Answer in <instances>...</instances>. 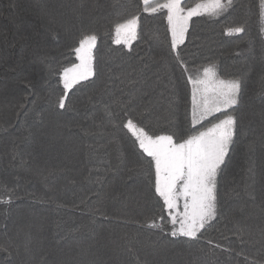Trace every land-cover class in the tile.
Instances as JSON below:
<instances>
[{
  "label": "trees",
  "instance_id": "1",
  "mask_svg": "<svg viewBox=\"0 0 264 264\" xmlns=\"http://www.w3.org/2000/svg\"><path fill=\"white\" fill-rule=\"evenodd\" d=\"M132 16L128 43L116 25ZM165 17L142 0H0V264H264L260 0L193 16L178 47L188 72ZM235 26L245 31L226 34ZM93 34V75L65 94L62 72ZM210 64L242 84L218 214L190 240L170 235L154 165L123 125L132 118L177 142L209 126L211 117L193 129L188 75ZM159 215L163 231L148 227Z\"/></svg>",
  "mask_w": 264,
  "mask_h": 264
},
{
  "label": "snow or ice",
  "instance_id": "2",
  "mask_svg": "<svg viewBox=\"0 0 264 264\" xmlns=\"http://www.w3.org/2000/svg\"><path fill=\"white\" fill-rule=\"evenodd\" d=\"M144 11L156 13L166 12L168 31L171 34V51L178 63L188 72L187 66L180 57L178 47L184 42L189 20L199 14V10L207 8L204 4L184 7L182 0H142ZM212 14L218 15L232 4V0H211ZM261 18L264 19V0H260ZM137 16L116 25L119 35L134 36L137 28ZM243 26L228 28L226 34L243 33ZM264 31V29H262ZM97 40L96 35H85L80 46L75 48L80 64L72 69H65L61 75L65 94L71 84L93 75L90 58L85 45L90 49ZM203 78H195L189 74L188 83L192 85V126L198 123L211 122L207 127L177 142L175 134L150 135L142 127H138L132 118H128L124 127L135 137L139 148L148 157L155 168V193L162 199L161 213H167V225H170L172 237L198 239L202 229L213 221L218 214V174L230 151L237 128V118L231 114L234 106L239 103L242 82L239 79H217L215 65L203 67ZM199 72V70H197ZM199 94V99H198ZM66 104L65 96L58 99L60 108ZM220 113L222 118L215 116ZM181 201L183 202L181 204ZM10 202V197L9 201ZM160 224L155 219L148 224L150 228L164 230L165 217L159 215ZM209 243H211L209 241ZM219 247V246H218Z\"/></svg>",
  "mask_w": 264,
  "mask_h": 264
},
{
  "label": "rangeland",
  "instance_id": "3",
  "mask_svg": "<svg viewBox=\"0 0 264 264\" xmlns=\"http://www.w3.org/2000/svg\"><path fill=\"white\" fill-rule=\"evenodd\" d=\"M183 1V0H182ZM200 4H204V5H206L207 6V8L205 9V8H202V9H200L199 10V13H202V12H208V11H213V9H212V2H211V0L210 1H205V2H199ZM196 4H198V3H196ZM196 4H194V5H196ZM184 5V7H192V6H194V5H188V4H183ZM117 36H118V38L119 39H123L125 42H128L129 43V41L132 39V35H125V33H124V31L122 30L121 31V33L118 35L117 34ZM80 46V43H79V45L77 46V47H79ZM85 49L87 50V54H88V56H89V58H90V65H91V68H92V70H93V46L89 49L88 48V46L87 45H85ZM78 64H80V60L77 58V53L75 52V62L72 64V65H70L69 67H67L66 69H72L73 71L72 72H70L69 73V76L71 77L75 72H77V71H79V69H75L74 68V65H78ZM65 70V69H64ZM64 72V71H63ZM63 72H62V74H63ZM91 76V75H90ZM200 78H203V73H202V75L200 76ZM217 79H220V78H218L217 77ZM81 80H84V79H81ZM81 80H79V81H81ZM222 80H224V79H222ZM79 81H77V82H79ZM77 82H74V83H72L71 84V87L74 85V84H76ZM62 83H63V81H62ZM63 86H64V84H63ZM71 87H69V88H71ZM68 88V89H69ZM67 89V90H68ZM198 99H199V94H198ZM191 111H192V104H191ZM183 202L181 201V204H182Z\"/></svg>",
  "mask_w": 264,
  "mask_h": 264
}]
</instances>
